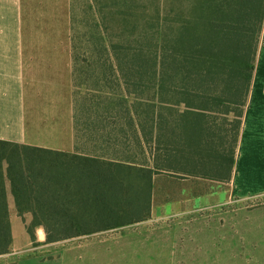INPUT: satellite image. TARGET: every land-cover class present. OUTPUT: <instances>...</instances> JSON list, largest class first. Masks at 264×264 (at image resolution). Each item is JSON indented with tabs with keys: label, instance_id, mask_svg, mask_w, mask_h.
<instances>
[{
	"label": "trees",
	"instance_id": "1",
	"mask_svg": "<svg viewBox=\"0 0 264 264\" xmlns=\"http://www.w3.org/2000/svg\"><path fill=\"white\" fill-rule=\"evenodd\" d=\"M119 1L122 15L131 1L137 10H147L138 0ZM155 13L153 49L135 38L136 32L114 36L109 45L100 31L102 49L84 52L88 65L101 63L106 83L111 74L119 88L141 87L149 77L158 92V104L151 102L145 112L135 110L137 102L122 92H108L125 113L97 114L102 119L93 122L89 116L79 130L89 139L96 135L98 154L0 139V255L10 253L13 243L8 185L18 214L32 215L27 226L32 237L41 226L47 242H56L149 219L157 173L200 176L195 169L201 167L207 178L231 181L264 26V0H159ZM137 42L143 46L134 47ZM74 61L77 66L82 59L74 56ZM129 93L138 94L136 89ZM111 117H122L125 126ZM133 146L142 150L143 162L129 157Z\"/></svg>",
	"mask_w": 264,
	"mask_h": 264
},
{
	"label": "rangeland",
	"instance_id": "2",
	"mask_svg": "<svg viewBox=\"0 0 264 264\" xmlns=\"http://www.w3.org/2000/svg\"><path fill=\"white\" fill-rule=\"evenodd\" d=\"M119 2V0H23L30 43L44 45V48L48 49L44 51V54H48V58H54L55 64L58 63L59 66L70 63L71 52L73 60L74 56L75 60L76 58L79 61L82 59L77 66L74 61L77 75L74 76V88L72 87L73 91H71V97H75V121L78 132L86 126L89 116H92L93 122L102 119L98 116L96 118L97 114L104 116L106 112L111 111L116 114L125 113L120 100L112 102L109 98L111 91L115 95L122 92L124 98L131 103L135 101L137 104L141 103L139 106L136 104L137 108H135L140 112L150 110L148 104L153 101L158 104V92L149 77L145 79L141 87H135V84L130 86L123 84L119 88L118 82H115L111 74L107 77V83L105 82L106 79L104 80L102 75L105 70L101 63L96 64L94 61L93 64L88 65L83 61L86 56H89L88 53L87 55L84 53L86 49L89 53H91V48L102 49L100 46L102 43L99 41L100 31L107 37L106 43L109 45L114 36L136 32L135 38L144 40L141 42L149 49H153L155 43L152 37L156 30L155 12L159 0H138L139 5L147 6L145 11L137 10L131 1L128 9L123 8L128 11V14L123 15L119 13L122 9ZM130 4L133 6L129 9ZM91 5L93 10H91ZM100 9L104 11V17ZM96 16H98L97 19L100 18L101 29L95 26ZM135 38L131 39L136 40ZM133 44L134 47L143 46L138 42ZM71 45L73 46L72 51ZM46 77L49 79L46 78L47 82H44V95L36 102H44V108L47 103V107L51 108L53 101L61 103L65 99L67 83L61 68ZM88 87L95 91L89 92ZM96 89L101 92H97ZM133 89L138 92L137 96L129 93V90ZM113 98L118 99V97ZM85 103H88L87 108L83 107ZM31 105H33V100L29 93V111ZM170 111L172 112V110H164L165 113ZM111 120L122 126L126 123L122 117H111ZM30 131L33 132V128ZM81 132H79V138L83 139L84 132ZM84 135H88V132ZM122 145L123 142L120 146ZM128 155L140 163L145 159L142 150L137 146L135 150L133 146V151H130ZM195 170L203 175L195 176L187 173L171 175L167 172H160L155 176L150 219L152 222L158 221L161 224L151 228L142 225L139 228L133 226L132 228L135 229L130 227L127 228L130 230L126 232L124 231L127 229H118L113 232L56 241L57 243L50 247V252H58L64 257L65 264H185L186 251L190 253L196 251L195 244L189 242L186 233L185 221L187 219L217 216L223 210L242 204L249 206L264 204V196L239 200V196L229 182L207 178L206 169L203 170L201 167ZM11 213L14 216L12 226L15 232V245L21 247L28 233L27 227L21 218L15 217L17 216L15 210ZM39 228L45 231L47 239L45 228ZM36 229L34 228V232ZM112 235L117 236L111 237ZM200 238L198 236L197 243H200ZM38 245H41L40 241L32 243V246ZM11 248L13 250V246ZM17 257L18 255L12 253L0 255V264L14 263Z\"/></svg>",
	"mask_w": 264,
	"mask_h": 264
},
{
	"label": "crops",
	"instance_id": "3",
	"mask_svg": "<svg viewBox=\"0 0 264 264\" xmlns=\"http://www.w3.org/2000/svg\"><path fill=\"white\" fill-rule=\"evenodd\" d=\"M47 50L44 45L30 43L23 0H0V139L71 153L96 155L99 151L96 152V148L100 146L95 141L96 135L91 139L78 136L75 97H71L74 76L77 75L73 53L71 52L72 59L68 65L59 66L58 63L55 64L54 58H48V54H44ZM59 68L63 70L67 83L65 99L61 103L53 101L51 108L46 103L44 108V102L39 103L36 100L44 95V82L49 79L46 76ZM29 93L33 100L30 111ZM32 128L33 132L30 131ZM229 183L239 200L264 196V26L243 117L234 171ZM8 205L12 224L14 216L11 212L18 210L10 185ZM15 217L21 218L26 227L31 224V214L22 217L17 212ZM151 222L149 218L90 235L130 227L135 229L132 227L139 228L140 225L151 228L161 224L153 221L147 225ZM185 226L189 242L195 244L196 249L192 253L186 251L185 264H264V204H242L223 210L217 216L187 219ZM12 233L13 250L10 253L18 255L15 260L17 264L66 263L58 252H50V247L57 242H47L43 229L37 227L34 232L35 240L28 232L21 247L15 245L13 226ZM198 236L201 237L200 243H197ZM35 241H40L41 245L32 246Z\"/></svg>",
	"mask_w": 264,
	"mask_h": 264
}]
</instances>
